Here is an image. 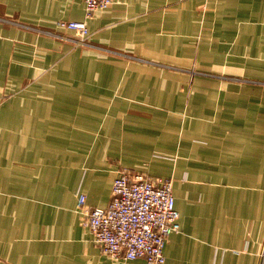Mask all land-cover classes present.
Listing matches in <instances>:
<instances>
[{"label":"crops","instance_id":"crops-1","mask_svg":"<svg viewBox=\"0 0 264 264\" xmlns=\"http://www.w3.org/2000/svg\"><path fill=\"white\" fill-rule=\"evenodd\" d=\"M0 0V264L114 260L81 224L126 169L172 180L165 264H264V0Z\"/></svg>","mask_w":264,"mask_h":264},{"label":"built area","instance_id":"built-area-1","mask_svg":"<svg viewBox=\"0 0 264 264\" xmlns=\"http://www.w3.org/2000/svg\"><path fill=\"white\" fill-rule=\"evenodd\" d=\"M85 20L57 22V27L73 31L85 40L86 20L97 10L109 8L115 0H81ZM86 197L77 194L81 224L88 228L101 251L114 260L144 259L148 264H165L164 246L172 233L180 231L172 180L120 170L113 180L108 206L87 208ZM260 257L264 258V242Z\"/></svg>","mask_w":264,"mask_h":264}]
</instances>
